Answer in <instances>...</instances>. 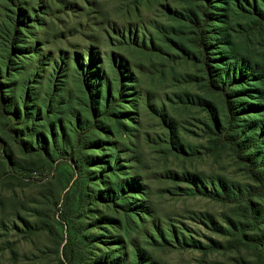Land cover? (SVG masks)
Segmentation results:
<instances>
[{"label":"rangeland","instance_id":"374dc122","mask_svg":"<svg viewBox=\"0 0 264 264\" xmlns=\"http://www.w3.org/2000/svg\"><path fill=\"white\" fill-rule=\"evenodd\" d=\"M210 1L0 0V264H264V0Z\"/></svg>","mask_w":264,"mask_h":264},{"label":"trees","instance_id":"16d2710c","mask_svg":"<svg viewBox=\"0 0 264 264\" xmlns=\"http://www.w3.org/2000/svg\"><path fill=\"white\" fill-rule=\"evenodd\" d=\"M207 3L209 4H204L207 5V9H205V11L203 12V16L205 17L204 22L201 21V19L199 18V16H195L194 24L197 26V30L199 33V36L202 39V43H203V49L207 52H209L210 50V46L208 43V32H207V25L206 23H209L211 20H213L215 18V16L210 12V9L212 8L213 4H211L210 0H205ZM252 11L255 15H257L261 20H264V12L263 10H261L258 6H254L252 7ZM197 15V13H195ZM208 58V57H206ZM209 59V58H208ZM211 60V58H210ZM243 62V60L241 61ZM208 65V64H206ZM253 67L255 68V66H251V68L253 69ZM208 76L210 77V84L220 93L221 97L223 98V101L225 102L226 105V110H227V115H226V119H227V126L226 128H223L219 122L218 116L217 114H215V109L213 108V106L210 103H207V107L209 110L213 111V114L215 115V117H213L214 122H215V129L216 131H218V137H222V139L226 140L233 148L234 150L239 154L242 155V153H244L243 150V145L240 141V138L234 134H232L231 132L234 129V125H236L238 118H239V112L235 106L234 103V99L236 98L235 96V92H233V87L237 84H239L243 77H240L237 72H234L235 74H232L231 77H227L225 78V80L219 81V80H215V76H214V72L210 68L208 67ZM210 73V74H209ZM255 79H260V80H264V72H259V76ZM85 86L87 87L86 89L90 92L91 87L89 86V84H85ZM94 97V95H93ZM107 104V101H106ZM254 111L258 110V108H260L259 106H253L252 107ZM246 161L247 164L249 165V167L251 166V159L244 156L243 157ZM250 173L252 176V179L260 184L261 186H264V178L262 177L261 174H259L258 172H256L253 168H250ZM253 195V194H250ZM210 197L214 198V199H219V200H224L227 202H233L236 201L233 198H228L225 196H221L218 193H213L210 194ZM239 200V199H238ZM252 197H246L243 198V202L247 203V205L249 207H251V205H253L252 202Z\"/></svg>","mask_w":264,"mask_h":264}]
</instances>
